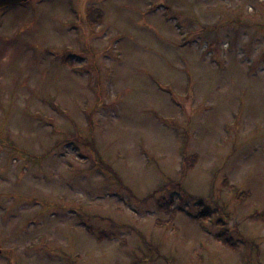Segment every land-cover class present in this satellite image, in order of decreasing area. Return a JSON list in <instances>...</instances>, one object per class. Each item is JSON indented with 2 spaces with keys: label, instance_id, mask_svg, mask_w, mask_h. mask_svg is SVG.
Returning <instances> with one entry per match:
<instances>
[{
  "label": "rangeland",
  "instance_id": "1",
  "mask_svg": "<svg viewBox=\"0 0 264 264\" xmlns=\"http://www.w3.org/2000/svg\"><path fill=\"white\" fill-rule=\"evenodd\" d=\"M263 210L264 0L0 11V264H264Z\"/></svg>",
  "mask_w": 264,
  "mask_h": 264
},
{
  "label": "trees",
  "instance_id": "2",
  "mask_svg": "<svg viewBox=\"0 0 264 264\" xmlns=\"http://www.w3.org/2000/svg\"><path fill=\"white\" fill-rule=\"evenodd\" d=\"M86 22L90 26H92V25L94 26V25L100 24L102 22V12L99 11L97 8H88L87 14H86ZM165 203H167V202H164V201L162 202L163 206H165ZM250 217L253 218V219H256L258 217H264V210L261 213H259V214H252ZM225 233H226L225 230L221 231L220 235L221 236H223V235L225 236ZM227 241H228V239L225 238V244L227 246H230L229 243H227Z\"/></svg>",
  "mask_w": 264,
  "mask_h": 264
},
{
  "label": "water",
  "instance_id": "3",
  "mask_svg": "<svg viewBox=\"0 0 264 264\" xmlns=\"http://www.w3.org/2000/svg\"><path fill=\"white\" fill-rule=\"evenodd\" d=\"M27 0H0V9L7 7V6H13L21 3H25Z\"/></svg>",
  "mask_w": 264,
  "mask_h": 264
},
{
  "label": "flooded vegetation",
  "instance_id": "4",
  "mask_svg": "<svg viewBox=\"0 0 264 264\" xmlns=\"http://www.w3.org/2000/svg\"><path fill=\"white\" fill-rule=\"evenodd\" d=\"M24 4H25V3H24ZM19 5H20V4H19ZM19 5H16V6H19ZM9 7H12V6H7V7H4V8H1L0 11L3 10V9H8Z\"/></svg>",
  "mask_w": 264,
  "mask_h": 264
}]
</instances>
